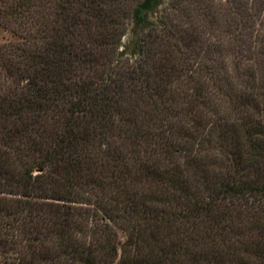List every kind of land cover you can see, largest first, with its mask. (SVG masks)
I'll return each mask as SVG.
<instances>
[{
	"label": "trees",
	"instance_id": "16d2710c",
	"mask_svg": "<svg viewBox=\"0 0 264 264\" xmlns=\"http://www.w3.org/2000/svg\"><path fill=\"white\" fill-rule=\"evenodd\" d=\"M13 1L8 7L0 9V17L24 20L32 7L35 18L38 16L34 19L32 12V20H40L41 7L34 6L37 4L35 0ZM130 2L49 0L50 8L55 10L54 19L50 18L49 22L53 40L46 46L36 41L29 47V55L25 54L26 51L22 54L24 64L28 62L30 65L27 69L33 70L32 75L29 74L26 89L16 95L15 100H7L8 107L4 104L0 113V254H3L0 264H202V260L209 256L210 259H206L209 264H249L238 259L234 245L225 236L222 239L223 252L219 253L217 248H214L216 254L198 249L199 245L204 247V243L197 241L195 232L203 234L206 223L212 222L213 228L216 227L220 234H227L230 230L233 223L230 203L238 206L239 217L249 218L247 222L242 220L246 222L244 226L239 224L237 228H231L238 236L235 246L245 247L250 256L258 252L249 242L254 230L253 217L256 216L253 196L258 193L264 196V175L258 174L260 181L257 185L251 174L256 169L260 170L262 165L258 163L264 161V119H259L257 125L252 124L250 108L257 92L264 95L262 74L260 78L256 75L247 86L240 106L230 102L229 107L232 106L234 111H237L236 106L244 108L246 115L241 122L227 116L223 119L220 145L226 152L225 167L221 172L214 171L212 174L207 171L211 166L206 162L201 169L203 173L198 171L201 172L200 178L203 175V181L209 179L210 183L213 182V186L207 182L202 184L203 191L207 193L206 199L202 198L201 192L190 189V176L174 166L169 154L176 152L178 145L167 149L165 164L151 162L145 157L139 160L141 176L163 183L161 187L165 198L157 199L153 189L145 191L133 187L130 181L132 174L128 172L132 159H137L140 152L137 147L129 148L127 140L129 138L137 145L140 135L149 137L150 134L144 130L124 137L122 129H115L114 124L105 125L97 120L94 113V106L100 100L96 90L104 84L110 87V91L104 93L101 100L108 113H112L123 110L124 104H128L127 99L134 93L148 94L152 89L159 94L165 77L162 69L155 65L157 51L149 49L136 65L126 69L116 63L114 45H118L131 17L142 22L143 11L150 6L151 0ZM229 8L231 14L243 12L237 4ZM242 22L247 27H253L249 19L242 18ZM38 30L44 32L41 26ZM87 70L91 72L89 80H81ZM75 77L79 79L73 80ZM131 86L132 93L123 95V90ZM61 107L64 110H61V117L51 115ZM261 111L264 112V109L261 108ZM157 120L161 129L152 138L159 142L170 138L174 141L177 135H180L179 140L191 139L201 131L196 127L198 122L194 117L190 122L186 120V124H191L187 127L180 122L179 130L174 122H167L169 126L165 129L166 121L162 116H157ZM8 121L12 123L11 127ZM50 123L54 126L52 130ZM217 127L218 123L209 125L210 135L207 137H211ZM257 133L260 138H256ZM239 136L245 140L241 151L238 149ZM25 137L30 143L27 148L31 147V151L34 142L41 161L39 165L17 172L15 178V172L12 174L4 167L14 164V159L23 158L16 142L20 144ZM98 143L99 148L96 149ZM243 150L247 155L244 164L241 160ZM99 158L104 159L99 162ZM92 161L97 163L96 166ZM92 169L95 172L99 170L105 177L104 182L94 183L95 180L89 178L93 174ZM37 170L41 172L34 174ZM173 182L181 185L180 196L190 205L168 215L163 207L158 208V204L164 199L170 205L179 200L180 196L169 190ZM104 186H108L110 191L106 197ZM95 187L100 188L96 206L106 214V219H118L129 224L126 228L132 241L126 248L122 247L121 253L120 244L111 242L110 236L106 237L108 241L102 240L98 248L87 244L80 236H86L91 225L82 222V214L76 211L77 203L85 198L91 200L92 191L89 188ZM4 194L12 197L7 198ZM89 203L92 204L91 201ZM159 210L166 215L162 219L155 216L156 222L143 227L139 221L140 213L155 214ZM174 224H178L180 232L177 234H184L183 239L187 242L172 239ZM258 228L260 234H264V221ZM110 234L115 233L112 231ZM161 235L169 236L170 241L160 238ZM95 239L98 241V238ZM259 253L263 258L264 250Z\"/></svg>",
	"mask_w": 264,
	"mask_h": 264
},
{
	"label": "rangeland",
	"instance_id": "374dc122",
	"mask_svg": "<svg viewBox=\"0 0 264 264\" xmlns=\"http://www.w3.org/2000/svg\"><path fill=\"white\" fill-rule=\"evenodd\" d=\"M12 1L0 0V9L8 7ZM35 1L37 4L34 6L41 7L42 13L38 22L32 20V12L34 19L38 17L35 18L32 7V11L28 13L29 16L24 20L15 17H0V113L4 109L1 107L4 104L7 106V100H15L16 95L26 89L29 74L32 75V68L27 69L30 66L29 63L24 64L22 61L24 51H26V55H29L30 46L32 47L37 42L46 46L53 40L49 22L51 21L50 18L54 17L55 10L53 7L50 8L49 0H44L42 3L40 0ZM132 1L136 3L141 0H131L130 4ZM234 4L241 6L242 14H231L229 7ZM256 12L258 14L253 15ZM242 18L251 20L253 27L244 25ZM148 21L150 23L149 29L141 31L139 36L137 47H142L141 51L135 49L125 50V47H133L136 22L131 17L118 45H114L113 54H115L116 63H119L118 67L126 69L136 65L143 53H146L149 49L152 52L157 51L154 55L155 65L165 73L159 94H155L156 91L152 89L148 94L138 92L135 95L134 93L132 97L127 99L128 104H124L123 110L108 113L101 96L107 91L109 92L110 87L104 84L103 87L96 90L100 100L94 106V113L98 121L105 125L114 124L113 127L117 130L122 129L124 137L144 130L150 134L149 137L140 135V141L137 145L129 138L127 140L129 148L137 147L140 152L137 159L136 157L132 159V167L128 172L132 174L130 181H132L131 185L133 187H140L145 191L153 189L157 199L165 198V194L162 193L164 190L162 191L163 188L161 187L163 183L148 180L144 175L141 176L142 168L139 165V160L141 157H145L144 159L149 158L151 162L165 164L166 157L164 154L167 149L178 145L176 152L171 151L169 154L174 166L183 170L186 176H190V189L201 192L202 198L206 199L207 193L203 191L202 184L205 182L210 183V180L205 179L206 181H203V175L200 178L201 172L203 173L201 169L207 162L211 166L208 167L207 171L212 174L214 171L219 173L226 163V152L222 150L223 148L220 145L223 119L227 116L241 122L243 116L246 115L243 111L244 108L239 107L243 102V96L245 97L244 91L247 90L248 85L256 75L260 78L262 74L261 82H264V0H167L161 17L158 18V12H153ZM38 26H41L44 32H40ZM45 50L47 51L46 48ZM90 73V70H87L83 76H79L83 77L81 80H89L88 75ZM77 79L79 78H73V80ZM131 88L133 87L123 90L122 94L125 96L130 95L132 93ZM230 102L233 105L235 103L239 105L236 106L237 111H234L232 106L229 107ZM61 108L51 115H57V118L61 117L64 111ZM261 108L264 109V95L257 92L250 108V119L254 125L258 124L259 119H264V112L261 111ZM157 116H162L165 119V129H168L169 126L167 122H174L177 130L180 129L181 123L185 125L186 120L190 122L191 118L194 117L198 122L196 127L201 128V131L195 133L191 139L183 138L179 140L180 135H177L178 137L173 136L175 137L174 141L173 138H170L159 142L152 138L161 129H159ZM8 123L11 127L12 123L9 121ZM216 123L219 124V127L214 129L215 132L211 137H207L209 125ZM188 125L191 124H186V127ZM50 126L52 130L54 126L51 123ZM42 127L45 132H48L45 126ZM189 128L192 127L189 126ZM240 130L242 131V129ZM205 136L206 141L204 140ZM260 137L261 135L257 133L256 138ZM38 142H40V139ZM16 145L21 148L19 150H21L23 158L14 159V164L4 167V169L11 170L12 174L15 172V178L18 173L25 170L24 168H32L39 165L41 161L39 152L35 151L34 142L32 143V151L31 147L27 148L30 143L27 142L26 137L20 144L17 141ZM244 146L245 140L242 136H239V151L244 149ZM98 148L99 143L96 145V149ZM242 153L241 160L244 164L247 155L245 150ZM102 159L104 158H99V162ZM92 163L94 162L92 161ZM96 164L94 163V166ZM258 165L263 167L260 168L259 166L260 170L256 169V172L253 171L251 174L252 180L256 181L257 185L260 181L258 174L264 175V161H259ZM98 167L103 171L101 166L98 165ZM95 169L96 167H94ZM94 170L92 169L93 174H90L89 178L95 180L94 183L104 182L105 177L103 178L99 170L97 172ZM199 170L201 172H198ZM40 172L41 170H37L34 174ZM205 175L208 178L210 177L209 174ZM170 185L169 190L180 196L181 185L175 182ZM210 185L213 186V182ZM104 188L106 190L104 196L106 197L110 191L108 186H104ZM99 189L98 187L89 188L92 191L91 200L85 198L81 200L83 202L77 203L78 208L75 210L82 214V222L85 225H91L87 235L83 237L82 234L80 236L86 240L87 244L91 243L95 248L100 246L99 243L102 240L108 241L106 237L110 236L111 242L120 244L119 252L121 253L122 247L126 248L127 244L132 241L131 233L126 228L129 224L118 219L113 221L106 219V214L95 203L98 198L100 199ZM4 196H7V198L12 197L10 194H4ZM7 198L6 200H8ZM178 198L179 200H174L171 205L168 204L166 199H164L165 201L160 200L158 208L163 207L168 215H173L190 205L189 201L184 200L182 196ZM253 198V208L256 216L253 217L254 230L251 232L252 238L249 243L253 250L257 249L259 252L264 250V234H260L258 228L260 222L264 221V196L258 193ZM9 202L12 201L9 200ZM228 205L232 207L233 223L230 224V230L227 234H220L216 227L213 228L212 222L210 224L206 223L203 234L200 235L199 232H195L197 241L200 240L204 243V247L199 245L198 249L201 248V250L214 254V248H217L219 253L223 252L225 247L223 249L222 239L225 236L227 241L234 245L238 253V259L246 260L249 264H264V257L259 256L260 253L257 252V254L250 256L246 253L245 247L243 248L237 244L235 246L238 236L234 232L235 229L231 230V228H237L239 224L240 227L244 226L249 218L246 216L245 219L239 217L240 210L238 206L231 203ZM165 215L160 210L155 214L141 212L139 221L144 227L156 222L154 221L155 216H160V219H162ZM242 220L246 222L244 223ZM250 220L252 219L250 218ZM177 226L178 224H174L172 231L175 233L172 235V239L187 242L183 239L184 234H177L180 232ZM105 229L110 231L106 232ZM112 231L115 233L114 235L110 234ZM161 237L170 241L169 236L163 237L161 235ZM95 238H98V241ZM210 257L202 260V264H209L206 259H210ZM1 260H3V254H0Z\"/></svg>",
	"mask_w": 264,
	"mask_h": 264
},
{
	"label": "water",
	"instance_id": "95a60500",
	"mask_svg": "<svg viewBox=\"0 0 264 264\" xmlns=\"http://www.w3.org/2000/svg\"><path fill=\"white\" fill-rule=\"evenodd\" d=\"M166 1H167V0H165L163 3H161V4L159 5V8L157 9V11H155V12H158V18L161 17V14H162L163 9H164V7H165ZM149 16L152 17V14L149 15ZM147 21H148V20H147ZM149 26H150L149 21L147 22V25H143V26H138V25H136V23H135V32H134L133 47H125V50L135 49V50L141 51L142 47H137V46H138V41H139L140 32L149 29Z\"/></svg>",
	"mask_w": 264,
	"mask_h": 264
},
{
	"label": "flooded vegetation",
	"instance_id": "af4514ba",
	"mask_svg": "<svg viewBox=\"0 0 264 264\" xmlns=\"http://www.w3.org/2000/svg\"><path fill=\"white\" fill-rule=\"evenodd\" d=\"M165 0H151L150 2V6L147 8V10L143 11V20L142 22H140L139 18H134L136 25L138 26H143V25H147V20L149 18V15H151L153 12L157 11V9L159 8V5L161 3H163Z\"/></svg>",
	"mask_w": 264,
	"mask_h": 264
}]
</instances>
